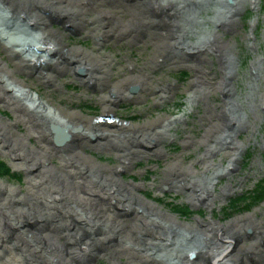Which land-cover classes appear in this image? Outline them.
<instances>
[{
	"label": "bare ground",
	"instance_id": "obj_1",
	"mask_svg": "<svg viewBox=\"0 0 264 264\" xmlns=\"http://www.w3.org/2000/svg\"><path fill=\"white\" fill-rule=\"evenodd\" d=\"M258 1L253 0L250 7L257 9ZM215 2L228 5L219 12L222 18L217 24L215 23V26L213 25V29L200 37H194L196 32L193 31V26L201 24L198 16ZM113 3L123 7L129 15L128 19H125L126 23L116 22L114 12L109 9L103 10L102 6L106 4L115 7ZM148 4L151 7L148 13L153 15L154 20L147 18L142 9ZM244 5L248 6V2L244 0H0L2 17L12 22L14 21L12 16L18 19L27 17L25 19L27 22L33 27H39V32L35 33L34 38H30L28 42L19 39L17 31L12 27L0 25L2 51L15 61L14 72L7 75L11 78L13 77L10 74L30 76L31 79L35 77L45 87L48 81L50 84L57 83V78L64 72L75 74V71H79L76 73L77 77H86L85 83H82L83 87L89 88L94 84L95 89L101 94L98 102L103 108L102 116L89 119L80 111L47 104L32 90L35 88L34 84L16 79L9 80L7 85L0 80V104L2 108L13 111L15 117L12 123L0 118V155L9 157L17 169L29 174L25 188L27 195H21L17 189L0 182V264H91L93 257H109L112 260L111 264H120L118 259L123 256L127 258L129 256L128 264H156V253L152 252L155 247L165 251L171 246L169 241L168 243L153 242L156 240L154 238L158 237L157 232L150 230V222L139 216L136 207L125 204L127 201L124 196L112 194L110 189L95 183V179H92L95 178V173L79 161L78 157L81 154H77L74 145L85 147L88 143L84 136L87 135L86 133L105 141L106 143L100 144L102 148L108 147L112 140L120 139L127 134H134L136 137L139 134L147 136L149 133H155L158 128L166 129L164 131L166 134L170 122L177 118L158 117L157 120L149 121L144 125H133L117 119L115 104L121 99L137 100L152 90L145 84L143 78L138 76H124L123 79L113 81L110 76L112 60L108 56H99L104 52L103 50L95 52V50L87 51L81 48L82 46L71 47L62 32L67 31L65 24L76 30L85 25L94 27L91 22L94 18L99 22L97 25L99 29L96 27L95 31H90L95 36L127 45L137 42L149 43L153 45V50L156 49L151 64L166 65L170 66L171 70H179L178 67H199L207 55L217 56L221 61L232 60L231 46L223 45L221 39L225 33L231 34L236 30L237 15L242 13ZM52 14L61 20L59 25H62V28L59 30L52 27ZM90 14L94 16L91 17ZM38 37L44 42H37ZM193 38L198 40L191 43L190 40ZM246 40L248 45L251 39L246 37ZM252 47L255 48L256 45ZM49 52L50 58H48ZM191 62L192 66L189 65ZM263 63L264 59L255 58L250 67L256 79L261 78L260 83L264 82ZM127 65L131 67L129 62ZM15 83L19 85V91L12 90L13 85L16 86ZM197 83L199 82L194 81L193 85ZM135 85H140V88H136ZM170 86L172 85H167L163 89L170 92ZM200 86L192 93L196 92L194 96L198 98L208 96L212 91L232 96L229 84L223 81L216 83V88L214 87L213 90ZM59 88L61 86L55 87V89ZM133 91L138 92V97L130 95ZM162 93L167 94L165 91ZM160 100L163 104L167 99L161 97ZM228 104L231 105L232 102ZM259 107L264 109V93L260 97ZM226 114L229 122L222 125L234 129L231 122L234 121L233 119L237 120V117L233 113ZM108 116L112 117L110 118L113 119L112 123L99 122L98 118L105 119ZM179 119L182 118L177 120ZM41 121L49 124L50 131L54 126L66 129L68 140L63 145L53 148L55 138L41 131ZM17 124L26 128V132L22 135L14 131ZM76 128L80 129L79 133L76 132ZM215 129L219 132L225 131L218 126ZM233 132L232 130V133L220 135L219 139L231 137L234 135ZM31 140H36L40 146H32ZM139 140L142 141L141 138ZM56 156L63 163L62 168L48 166L49 161ZM235 157L236 154L231 157V162L236 160ZM117 169L121 171L123 168L120 166ZM167 172L175 177H179L180 174L175 167L169 168ZM180 178L181 183L184 184L183 188H188L193 194L188 198L190 202L197 204L205 201L194 194L200 189L197 183L187 181L186 176ZM103 180L107 178L104 176ZM135 187L134 185L133 188ZM123 188L130 192L128 188ZM228 193L229 191H225V195ZM116 201L117 208L113 207ZM143 201L146 203L144 205L156 207L144 199ZM152 211L176 226L180 224L177 217L167 212L160 209ZM131 217L134 221L141 222V227L139 224V228L134 229L135 226L130 225ZM245 222H247L246 218L242 223L234 220L227 225L206 224L205 239L212 243L202 247L197 242L193 248L190 247V255L182 257V264H245L241 256L250 253L255 255L257 262L262 261L264 258L262 235L257 236L253 246L243 247L238 242L239 232L244 229ZM239 224L242 228L238 227ZM151 225L158 227L155 221H151ZM194 226L196 225H189L193 228ZM101 227L105 230L102 231ZM135 232L137 233L134 234ZM139 236L147 237V241L142 243ZM196 237L194 236L195 240ZM116 240L120 243L117 244L118 247L110 243ZM106 247H112V250L107 251Z\"/></svg>",
	"mask_w": 264,
	"mask_h": 264
},
{
	"label": "rangeland",
	"instance_id": "obj_2",
	"mask_svg": "<svg viewBox=\"0 0 264 264\" xmlns=\"http://www.w3.org/2000/svg\"><path fill=\"white\" fill-rule=\"evenodd\" d=\"M244 1L248 2V6L244 5L242 13L237 15L236 30L233 31L235 33H225L221 39L223 45L231 46L232 60L221 61L217 56L207 55L199 67H178L179 70H171V67L166 65L151 64L156 49L153 50V45L149 43L137 42L127 45L123 42H114L95 36L90 32L98 27L99 22L94 18L91 19L94 27L85 25L78 30L63 23L67 26V31L62 32L71 47L82 46L81 48L87 51L95 50V52L103 50L104 52L99 56H108L112 60L110 76L113 81L123 79L124 76H138L143 78L145 84L152 90L137 100L116 98L120 100L115 104L117 119L133 125H144L149 121L157 120L158 117L182 118L170 122L171 125L166 134L164 133L166 129L162 130V128L155 130L156 135L149 133V136L139 134L136 137L134 134H127L125 137L112 140L108 147L102 148L100 144L106 143L105 141L86 133L87 135L84 136L87 138V145L85 147L74 145L77 154H81L78 157L79 161L95 173V178H92L95 179V183L110 189L112 194L117 193L120 197L124 196L128 203L125 204L136 207L139 216L141 215L147 219V222H150V230L157 232L158 235L153 242L168 243L169 241L171 246L165 251L158 250L156 247L152 251L156 253V264L166 262L182 264V257L190 255L189 249L193 248L197 242L202 247L211 244L212 241L205 239V229L208 223L227 225L234 220L242 223L246 218L244 229L240 226L241 223L238 226L244 231L239 232L238 238L240 246L243 247L253 246L258 235L264 237V197L259 201L254 199L259 194L258 190L264 186V109L259 107L260 97L264 93V82L260 83L261 78L258 76L260 79L257 80L250 69L255 58L264 59V0L258 1L257 9L250 7L253 0ZM220 4V2H215L198 16L201 24L193 26L192 29L196 32L194 37H200L213 29V25L215 26V23L217 24L222 18L219 12L228 5ZM123 5H125L124 2ZM114 6L106 4L102 8L105 11L109 9L114 12L116 22L126 23L125 19H128L129 15L120 5L114 4ZM142 9L147 18L154 20L153 15L148 13V10H151L149 4ZM129 12L131 14L130 10ZM52 16V27L59 30L62 28V25H59L61 20L53 14ZM90 16L94 15L90 14ZM11 18L13 22L2 17L0 13V25L7 28L12 27L17 31L19 39L30 42L29 39H33L34 34L39 32L38 26L33 27L25 20L27 17L18 19L12 16ZM246 37L251 39L248 45ZM196 40L198 39L193 38L190 41L192 43ZM40 41L44 42L38 37L37 42ZM253 45L256 47L253 48ZM14 62V59L3 52L0 46V67L3 66L0 70V80L6 82L7 85L9 80H24L29 84H34L35 88L32 90L47 104L80 111L84 117L89 119L103 115V108L98 102L101 94L95 89L94 84H91L90 90L83 87L82 83H85L86 77H77L76 73L79 71H75V74L64 72L57 78V83L50 84L48 81L47 86L44 87L35 77L31 79L30 76L21 74H10L13 78L9 77L7 74L14 70ZM127 62L131 64V67H128ZM262 70L264 76V63ZM194 81L199 83L193 85ZM222 81L229 84L232 96L229 97L228 94L215 91L201 98L194 96L196 92L192 94L195 89L201 87L200 85L213 90L214 87L216 88L215 84ZM15 85L12 90L19 91V85L16 83ZM167 85H172L169 87L170 92L163 89ZM56 86H61V88L55 89ZM135 87L140 88V85H135ZM130 95L138 97V92H131ZM161 97L167 99L163 104L160 103ZM230 102H232L231 105L228 104ZM2 107L0 104V118L9 123L14 122V112ZM227 112L237 117V120L233 119L234 121L231 122L234 129L230 126L225 128L222 125V123L229 122ZM41 122V131L53 136L49 124L46 121ZM216 126L225 131H217ZM232 130L234 135L223 140L219 139L220 135L232 133ZM14 131L22 135L26 132V128L17 124ZM160 134L167 136L161 137ZM31 143L34 147L40 146L36 140H31ZM52 146L56 148L55 141ZM70 146L73 147V145ZM235 154L236 160L231 162V157ZM0 162L7 166L6 170H9L8 175L0 170V182L17 189L21 195H27L25 188L29 174L17 169L14 162L5 155H0ZM62 165L58 156L53 157L48 164L55 168H62ZM120 166L123 168L121 171L117 169ZM173 167L180 173L179 177L171 176V173L167 172ZM104 176L107 180H103ZM180 176H186L187 181H194L199 185L200 189L194 194L204 199V202L194 204L188 200L193 194L188 188H183L184 184L181 183ZM134 185L135 188H133ZM123 187L128 188L130 192ZM225 191L229 193L225 195ZM261 191H264V187ZM248 194L251 197L247 199ZM143 199L156 207L147 206L149 204L144 205L146 203ZM116 204H118L117 201L113 203V207L117 208ZM153 209H160L177 217L180 224L176 226L168 222L167 219L153 212ZM155 215L158 217L155 218ZM151 221L158 223V227L151 225ZM139 224L141 227L142 223L134 221L131 217L130 225L135 226L134 229ZM183 224L187 225L184 227ZM193 224L196 225L194 228L189 227ZM101 229L105 230L103 227ZM193 235L197 236L196 240ZM138 238L142 243L147 241L145 236ZM118 241L110 243L117 246L120 244ZM262 246L264 247V243ZM105 249L111 251L112 247ZM260 250L262 251L261 248ZM262 253L264 254V250ZM254 256L253 253L243 254L241 258L245 264H264V258L257 262ZM118 262L128 264L129 256L128 258L123 256L118 259ZM111 263L112 260L109 257L91 259V264Z\"/></svg>",
	"mask_w": 264,
	"mask_h": 264
},
{
	"label": "water",
	"instance_id": "obj_3",
	"mask_svg": "<svg viewBox=\"0 0 264 264\" xmlns=\"http://www.w3.org/2000/svg\"><path fill=\"white\" fill-rule=\"evenodd\" d=\"M134 92H136V91H134ZM52 131L54 132V134L56 136L57 145L61 146L68 140L66 130L61 129L58 126H54V127H52Z\"/></svg>",
	"mask_w": 264,
	"mask_h": 264
},
{
	"label": "trees",
	"instance_id": "obj_4",
	"mask_svg": "<svg viewBox=\"0 0 264 264\" xmlns=\"http://www.w3.org/2000/svg\"><path fill=\"white\" fill-rule=\"evenodd\" d=\"M6 167H7L6 165H4L2 162H0V170L4 171L3 173H5L6 175H8L9 170H6ZM3 173H2V174H3ZM263 185H264V184H263ZM263 187H264V186H263ZM263 187H262V188H263ZM262 188H260V189L258 190L259 194H258L257 196L254 197L255 200H258V201H259V200H261V199L264 197V191H261ZM249 195H250V194L247 195V199H248V197H251V195H250V196H249Z\"/></svg>",
	"mask_w": 264,
	"mask_h": 264
}]
</instances>
